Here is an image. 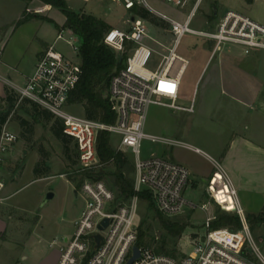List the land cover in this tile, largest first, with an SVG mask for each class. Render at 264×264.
Returning <instances> with one entry per match:
<instances>
[{"label":"built area","instance_id":"obj_1","mask_svg":"<svg viewBox=\"0 0 264 264\" xmlns=\"http://www.w3.org/2000/svg\"><path fill=\"white\" fill-rule=\"evenodd\" d=\"M132 12L135 6H145L169 24L172 41L164 44L152 38L145 20L133 14L129 28L124 31L112 28L103 37V43L117 54H128L121 68L116 70L109 82V103L116 119L107 124L87 119L69 111V96L81 76V67L65 55L55 44L44 49L37 59L33 73L22 85L8 82L17 95L19 105L28 99L48 110L63 122V132L71 136L78 150V163L82 170H91L102 165L97 153L99 132L107 131L119 139L118 151L128 153L134 165L133 188L135 192L151 193L156 209L169 217L182 214L196 205L184 197L189 183L190 170L177 162L151 153L142 156V141L148 139L163 145L186 143L163 136L145 133L146 113L150 105L163 106L173 111L194 112V99L184 106L178 103L181 96V80L189 61L177 53L185 33L207 38L213 43L211 57L219 52L224 43L242 45L244 52L264 48V25L238 12L227 10L217 23L216 31H196L189 27L203 0H162L175 7H192L182 21L168 17L153 9L147 0H107ZM139 17L140 19H138ZM62 30L56 38L74 50L76 36H64ZM151 41L156 47L151 46ZM17 137L5 127L0 131V171L4 155ZM190 147V146H188ZM198 151V149H196ZM4 180L0 177V191ZM233 206L240 217L236 229L213 227V217L204 220L205 232L194 234L193 250L179 258L155 252L150 247L136 245L138 229L137 195L123 203L116 202L115 193L101 180L87 178L77 192L84 199V207L73 222V230L60 245L57 264H128L133 256V247L139 248V256L131 264H264V257L253 242L249 224L240 208L235 190L229 188ZM202 209L205 205L201 206ZM107 218L105 229L99 224ZM99 234L101 239L96 241ZM251 251V252H250Z\"/></svg>","mask_w":264,"mask_h":264},{"label":"rangeland","instance_id":"obj_2","mask_svg":"<svg viewBox=\"0 0 264 264\" xmlns=\"http://www.w3.org/2000/svg\"><path fill=\"white\" fill-rule=\"evenodd\" d=\"M66 2L68 7L74 11L86 14L93 13L95 15H105L106 20L110 23V29L118 28L124 31L128 30L130 24L129 18L133 15L132 12L125 10L121 5L110 3L107 0H66ZM147 2L156 11L164 13L168 17L179 21L185 19L192 7V2L187 4L184 8L175 7L162 0H147ZM38 4H40V2H38ZM211 6L217 7V17L213 16ZM227 10L238 12L241 15L247 16L253 21L264 25V0H255L252 3H248L246 0H203L198 7L195 16L192 18L189 27L196 31H216L220 17L224 15ZM50 14H53L54 17L59 19L64 17L59 10L51 11ZM152 14L159 25L145 21L148 34L152 38L161 41L166 45L169 44L172 41V36L169 32L168 22L162 20L155 13L152 12ZM137 18L140 19L139 17ZM33 20H35V18ZM39 20H43L42 23H40ZM24 21L25 20H21L20 23H17L16 25H20ZM31 22H36V24L39 22L43 38L45 37L43 34L44 28H47L49 34L47 39L52 37V35H50L52 33L50 28L54 31V27L51 24H48L44 18H38V21ZM23 26V30H26L29 34H32L35 31L34 26L31 23L24 24L19 29ZM37 26V28H39L38 24ZM46 26H49L50 28ZM63 30L65 31L64 36L67 38L71 35L76 36L68 28H63ZM61 31L62 30H59L58 34ZM147 43L156 47L155 44L149 40ZM57 45L58 47H63V50L68 53L69 58L80 63L78 54L81 39L78 37L76 38L75 45L78 46V50H74L72 47L67 46L62 42H58ZM212 45L211 41H208L207 38L201 35L193 33L184 34L178 45L177 53L185 57L189 63L182 76L181 96L178 103L187 106L190 104V101L194 99V112L173 111L163 106L150 105L146 113L144 127L145 133L171 138L191 146L199 147L209 153L213 150L215 151L219 146L226 144V133H219L217 127L207 123L205 117L201 118L200 113L197 110L201 90L206 83L207 76L210 71L214 69V66L217 64V59L223 52H232L241 54V56L243 55L245 59H248L250 69L256 70L257 58H255V56L264 55V48L250 50L249 54H246L242 45L232 42L224 43L222 47L223 50L221 49L222 51L220 50L216 55L214 54L215 56L211 57L204 72L199 77L202 68L212 52ZM129 46L130 45L127 44L124 53L125 56L128 54ZM261 71L262 75H264V63L261 67ZM29 110L30 105H25L23 107L15 105V108L11 113V120L6 127L8 131L17 133L18 137L15 142H19V145L16 154L14 156H8L5 160L4 168L9 171L24 168L16 183L19 191L10 201H19L25 205L26 210H34L35 212H38L41 216V226L44 228L43 230L45 234L50 236V241L57 239L54 246L58 247L62 242L58 237L61 234H69L72 231L73 216L84 205V199L79 194L77 196L75 195V191L78 192L80 190L82 184L80 181L87 179V177L84 175L83 177L82 174L86 171H91L92 169L82 170L78 162L76 164H70L67 162L63 156L62 145L51 133L49 125L45 124L43 121H35ZM69 111L81 116L84 114L83 108L79 104H69ZM19 119L29 122L24 129L20 127ZM23 131L24 138L26 139H23L22 137ZM110 142L112 147L118 151V137L111 134ZM188 145H181V143L163 145L159 142L156 143L144 139L141 146L143 157H147L151 153H156V155L162 154L165 158L171 161L184 164L190 170L189 183L185 188L183 195L187 200L194 202L196 208L187 209L185 212L177 216H167L171 220H178L181 223L188 224L179 237L174 239L169 237L172 239L171 241L176 242L175 258L189 254L193 250L192 243L194 234L197 233L202 235L205 232L203 224L206 213L200 208L202 201H207L208 207L211 210L209 215L213 217V220L217 215L223 213L237 215L239 217L235 209L234 211L227 212L209 196L206 189L208 183L211 181L209 175H211L213 169L210 168L211 165L204 155L192 151L188 148ZM39 149L42 150L43 154H47V156L45 154L44 156L51 168V171L46 178L41 177L42 179H36L32 170L34 161L36 160L37 162L41 159V154L38 151ZM24 150L26 151L25 154L23 153ZM122 153L128 155L132 162V157L128 153ZM110 166L111 165L102 163L100 166L102 168H94V172L97 169H101V171L107 170ZM218 172L220 171L218 170ZM16 173L19 174V171L11 174L14 176L17 175ZM133 175L134 173H130L128 177L133 179ZM213 175L217 174L213 173L212 176ZM68 178L71 179L69 181L73 186H76V189H74L69 183ZM72 178H75L76 181H72ZM99 180L103 181L112 190L113 176L105 174ZM47 192H53L55 196L46 206L40 208L42 207L41 202ZM260 212H263L264 214V207ZM246 217L247 214H245V218ZM143 218L146 220L143 224V229L148 228L150 234L155 238V242L151 246L154 250L156 244H158L161 238L166 235V231L160 224L158 218H156L150 211L149 202L147 200H139L137 228ZM221 227L229 228V226ZM249 228L254 244L258 248L260 254L264 257V222H260L255 226L249 224Z\"/></svg>","mask_w":264,"mask_h":264},{"label":"crops","instance_id":"obj_3","mask_svg":"<svg viewBox=\"0 0 264 264\" xmlns=\"http://www.w3.org/2000/svg\"><path fill=\"white\" fill-rule=\"evenodd\" d=\"M54 10L58 9L40 0L29 2L0 0V97L5 96V88H9L8 82L16 85L25 82L33 73L42 51L48 46L55 44L68 56L63 47L57 45L58 42H64H56L58 31L63 30L66 18L54 17L50 14ZM88 14L110 25L105 15ZM23 18L25 21L16 25ZM38 18H44L54 27L53 31L46 26L52 31L51 38L47 39L49 36L47 28H44L45 37H42L39 22L42 23L43 20L37 23L39 28L36 22H31L38 21ZM28 23L34 26L35 31L32 34L23 30L24 26L19 29ZM255 58H257V66L256 70H252L248 65V59L243 55L223 52L201 90L197 110L201 118L205 117L207 123L217 127L219 133H226V144L211 153L187 144L192 151L204 155L211 165L210 168L213 169L209 175L211 181L206 189L209 196L225 211H234L233 197L229 193L231 187L235 190L236 200L244 216L259 213L264 207V75L261 71L264 55H257ZM210 59L211 54L199 77ZM10 120L11 115L5 127ZM12 133L18 137L17 133ZM14 143L4 155L0 171V177L4 180V187L0 191V264H57L60 245L72 231L69 234H61L58 238L62 242L55 247L57 239L50 241V236L45 234L39 213L26 210L25 205L19 201H10L19 191L16 183L24 169L9 171L4 168L8 156L16 154L19 142ZM23 153L25 154L26 151L24 150ZM159 156L165 158L162 154ZM35 163L36 160L33 168ZM18 171L19 174L12 176ZM213 173L217 175L212 176ZM72 187L75 189L73 185ZM75 195L77 196L76 191ZM202 205H205L204 209L201 208ZM83 207L84 205L73 216V222L79 217ZM200 208L206 216L211 213L207 201H202Z\"/></svg>","mask_w":264,"mask_h":264},{"label":"trees","instance_id":"obj_4","mask_svg":"<svg viewBox=\"0 0 264 264\" xmlns=\"http://www.w3.org/2000/svg\"><path fill=\"white\" fill-rule=\"evenodd\" d=\"M29 2L31 0H23ZM41 2L57 8L65 16L66 20L63 28L70 29L79 39L81 45L79 47V59L81 67V76L75 89L69 96V104H79L83 108V116L87 119L98 120L107 124L113 123L116 119L114 112L111 110L109 103V82L113 73L121 68L124 64L126 56L117 54L112 48L103 43V37L110 30V25L104 20L99 19L91 14L80 13L68 7L66 0H40ZM252 3L253 0H246ZM132 13L141 19L159 25L151 11L142 6H135ZM26 17V16H25ZM24 20V18L22 19ZM51 21V20H49ZM122 56V59L119 58ZM18 101V95L11 89L5 88V96L0 97V131L8 122L9 117L14 110ZM20 107L30 105V114L35 121H43L49 125V129L53 136L61 143L62 152L65 160L70 164L78 162V150L75 140L63 132V122L55 117L51 112L41 108L38 104L23 99L19 103ZM20 127L24 129L26 120L19 119ZM31 125V124H30ZM110 133L101 131L97 137V153L100 163L111 165L107 170L92 169L82 174L87 178L99 180L105 174L114 177L113 186L111 187L116 195V202L122 203L129 200L132 196L137 195L139 200H147L149 209L153 215L158 218L160 224L166 231L161 240L156 244L154 251L160 254L175 257L176 242L170 238H177L188 226L178 220H171L167 216L160 213L152 200L151 193L147 190L135 192L133 188V179L129 178L130 173H134V165L128 155L116 151L110 142ZM24 137V131L22 132ZM26 139V138H25ZM72 145V147H71ZM41 159L35 163L33 173L36 178L47 176L51 168L45 158L42 150H38ZM102 168V167H100ZM83 176V177H84ZM68 180H71L68 178ZM72 181H76L72 178ZM83 180L80 181V183ZM79 183V184H80ZM76 189V186H74ZM247 222L252 226L260 222H264L263 212L256 214H247ZM146 220L143 218L138 226V235L136 245L138 247H150L155 242V238L150 234L148 228L143 229ZM240 219L237 215L223 213L217 215L212 226L217 228L221 226H229L230 229L240 227ZM170 237V238H169ZM173 242V243H172Z\"/></svg>","mask_w":264,"mask_h":264},{"label":"water","instance_id":"obj_5","mask_svg":"<svg viewBox=\"0 0 264 264\" xmlns=\"http://www.w3.org/2000/svg\"><path fill=\"white\" fill-rule=\"evenodd\" d=\"M213 11L216 12L217 11V7L213 6ZM120 59H122V56H119ZM54 197V193L53 192H47L41 202V206H44L47 202H49L51 199H53ZM109 220L107 218H105L98 226V228L100 230H103L106 228V226L108 225ZM96 241H99L101 239V236L99 234H97L95 236ZM139 256V248L137 246L133 247V256L130 258V260L128 261V264H131L132 261L137 258Z\"/></svg>","mask_w":264,"mask_h":264},{"label":"flooded vegetation","instance_id":"obj_6","mask_svg":"<svg viewBox=\"0 0 264 264\" xmlns=\"http://www.w3.org/2000/svg\"><path fill=\"white\" fill-rule=\"evenodd\" d=\"M211 11L213 16L217 17L218 16V10L216 12L213 11V6H211Z\"/></svg>","mask_w":264,"mask_h":264}]
</instances>
